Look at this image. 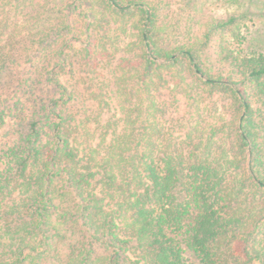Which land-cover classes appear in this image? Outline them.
Here are the masks:
<instances>
[{"label": "trees", "instance_id": "trees-1", "mask_svg": "<svg viewBox=\"0 0 264 264\" xmlns=\"http://www.w3.org/2000/svg\"><path fill=\"white\" fill-rule=\"evenodd\" d=\"M217 1L0 0V264H264V42Z\"/></svg>", "mask_w": 264, "mask_h": 264}, {"label": "rangeland", "instance_id": "rangeland-1", "mask_svg": "<svg viewBox=\"0 0 264 264\" xmlns=\"http://www.w3.org/2000/svg\"><path fill=\"white\" fill-rule=\"evenodd\" d=\"M39 1V0H37ZM176 3L172 4V8L177 10V7L181 6V3H178V0H174ZM243 5L253 11L255 14L250 16L249 19L245 21L248 29L244 32H248L247 38L249 40H255L254 38H258L260 41L264 42V0H219L215 4H213L210 8H208L205 12L204 10V18L208 20L209 15L213 14L216 17L227 18L230 14H234L237 10H242ZM30 10V7L28 8ZM71 9L66 10L65 12L70 13ZM74 12V11H73ZM165 14V13H164ZM199 15V13H196ZM167 18H170V15H167ZM83 21V19H80ZM243 31H241V34ZM183 110V107H181ZM69 248H67V243L60 248V259L56 260L53 257V252L42 253L43 257L41 259V264H66L67 258L70 254Z\"/></svg>", "mask_w": 264, "mask_h": 264}]
</instances>
